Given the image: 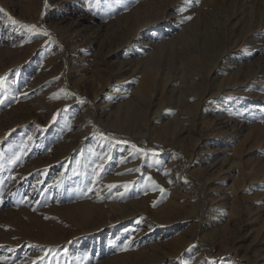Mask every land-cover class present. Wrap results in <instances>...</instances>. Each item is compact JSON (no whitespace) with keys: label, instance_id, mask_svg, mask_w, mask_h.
Segmentation results:
<instances>
[{"label":"rangeland","instance_id":"rangeland-1","mask_svg":"<svg viewBox=\"0 0 264 264\" xmlns=\"http://www.w3.org/2000/svg\"><path fill=\"white\" fill-rule=\"evenodd\" d=\"M0 9V264H264V0ZM158 49L198 66L177 56L139 128L113 127Z\"/></svg>","mask_w":264,"mask_h":264},{"label":"bare ground","instance_id":"bare-ground-1","mask_svg":"<svg viewBox=\"0 0 264 264\" xmlns=\"http://www.w3.org/2000/svg\"><path fill=\"white\" fill-rule=\"evenodd\" d=\"M152 1V0H151ZM163 1V0H162ZM153 3V2H152ZM151 3V4H152ZM155 3V2H154ZM153 3V4H154ZM160 3V1H159ZM149 4V3H148ZM157 4V3H156ZM155 5V4H154ZM160 5V4H158ZM157 5H155V7L152 5H148L146 7H142V9L140 10H137V12L135 13V16L132 18L134 19V23L135 25H141L142 22L146 19V17L148 18V15L149 14H154L155 13V17L159 20H161L163 18L160 17V9L158 7H156ZM162 6V5H161ZM152 7H154L153 9H155V12L152 10L151 13L149 10L152 9ZM163 7V6H162ZM165 12V11H163ZM162 12V13H163ZM164 14V13H163ZM151 16V15H150ZM130 17V16H129ZM128 17V18H129ZM132 17V16H131ZM150 18V17H149ZM155 18V20H156ZM236 18V17H235ZM154 20V19H153ZM151 21V20H150ZM148 20V22H150ZM129 23V22H127ZM126 23V24H127ZM194 24V23H192ZM143 25V24H142ZM133 27L134 25H130L128 24V27ZM140 29L142 27H139ZM194 29V28H192ZM131 36V35H130ZM134 37V36H133ZM132 37V38H133ZM130 38V37H129ZM126 40V39H125ZM132 40V39H131ZM123 43V42H122ZM123 46V45H122ZM124 47V46H123ZM120 48V47H119ZM166 50L162 49V50H155L151 56L147 57L145 59V63H144V77H142V81H140V86L138 87V89L136 90V92L134 93V102H127L126 104H124L122 107H123V110L122 112L116 114V119L114 121V124H113V127L115 126V128L117 129H122L123 131H129V130H132V129H137L139 128L140 126V122L144 121V114H145V109H146V113H147V108H149V105H150V102H151V95H152V92H154L159 84V82H164V83H167L170 79L169 76L166 77V78H159L158 75L156 76L155 73H159L161 72L163 69H169V70H172V69H178V65H177V62H176V58L177 56L180 57L181 59H183V71H187V70H194L198 65L195 64L196 60H198L199 56H195V55H188L186 53H182L181 51H178V52H170L171 53V59L170 60L171 62H167V60H165V58H163V56H165L164 52ZM193 51V50H192ZM225 54V53H224ZM223 54V55H224ZM226 56V55H225ZM198 58V59H197ZM182 61V60H181ZM157 64V68H156V65ZM155 67V68H154ZM206 68V67H205ZM127 69V68H126ZM251 71V70H250ZM250 71L247 70V75L250 74ZM185 73V72H184ZM242 73V72H241ZM244 73V72H243ZM252 73V72H251ZM202 74V73H201ZM254 75V74H253ZM239 76V75H237ZM249 78V77H248ZM188 77L187 75L182 77L181 78V83H185L187 81ZM171 81V80H170ZM204 82H206L205 80H202V82L200 83H196V84H193L192 86H188L186 87L182 92L179 93V95L181 96L180 98L184 97V94L187 96V97H190V98H194L196 96H202L205 92H208V90L212 89V88H215V81L212 83L209 82V80H207V84L206 86L204 87ZM236 81H234L233 83H235ZM187 83V82H186ZM104 84V83H102ZM228 85L229 82H228ZM106 87V85H105ZM209 93V92H208ZM174 94L176 93H172L168 96H166V99H165V102H164V106L163 108L165 107V109H169L170 107V104L171 102H173V98H174ZM178 95V96H179ZM133 97V96H132ZM179 98V97H178ZM172 99V100H171ZM183 100V99H182ZM181 101V100H180ZM175 102V101H174ZM186 102V101H185ZM184 101L179 103L178 105L182 108L184 106ZM133 103V104H132ZM170 103V104H169ZM185 108V107H183ZM201 109V107H200ZM182 112V111H181ZM202 112V111H200ZM146 122H147V119H146ZM174 124L176 123H173V122H170L167 124L166 126V130L167 129H173L174 128ZM145 126V125H143ZM181 130V129H180ZM182 131V130H181ZM125 135V134H124ZM126 139V138H125ZM149 162V166L151 167L153 164L151 163V161H147Z\"/></svg>","mask_w":264,"mask_h":264},{"label":"snow or ice","instance_id":"snow-or-ice-1","mask_svg":"<svg viewBox=\"0 0 264 264\" xmlns=\"http://www.w3.org/2000/svg\"><path fill=\"white\" fill-rule=\"evenodd\" d=\"M0 11H3L2 9H0ZM189 19H190V17H189ZM35 26H33V28H34ZM46 34V33H45Z\"/></svg>","mask_w":264,"mask_h":264}]
</instances>
